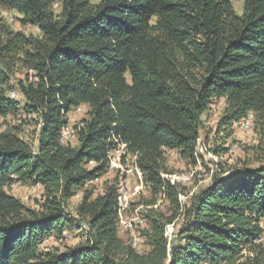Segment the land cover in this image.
Masks as SVG:
<instances>
[{
    "label": "trees",
    "instance_id": "obj_1",
    "mask_svg": "<svg viewBox=\"0 0 264 264\" xmlns=\"http://www.w3.org/2000/svg\"><path fill=\"white\" fill-rule=\"evenodd\" d=\"M0 7L38 33L13 32L0 20V118L21 114L38 128L35 146L20 132H0V264H264L250 258L263 233L264 144L255 166H218L185 205V188L165 178L167 151L195 163L214 104H224L217 132L227 137L249 114L264 122V0H243L241 15L230 0H0ZM13 87L21 100L9 98ZM80 106L87 112L74 125L77 145L64 144ZM120 145L136 157L149 194L138 226L145 251L120 237L117 183L94 198L84 192L75 215L66 210L108 172ZM14 182L42 188L37 209L6 192ZM159 200L168 214L154 208ZM178 221L169 239L167 227ZM74 230L79 245L42 248Z\"/></svg>",
    "mask_w": 264,
    "mask_h": 264
},
{
    "label": "rangeland",
    "instance_id": "obj_2",
    "mask_svg": "<svg viewBox=\"0 0 264 264\" xmlns=\"http://www.w3.org/2000/svg\"><path fill=\"white\" fill-rule=\"evenodd\" d=\"M97 3L99 0H92ZM233 9L237 15L242 14L243 0H230ZM19 14L7 8L0 7V20L9 30L13 32L23 33L25 36H36L37 30L31 26H22L19 22ZM14 78L21 80L24 78V71H17ZM13 94L14 100H21L17 87H13L9 91ZM224 104L222 101L214 104L209 111L207 117L204 116L203 129L200 132V140L197 146V155L195 163L185 160L176 152L170 150L166 152L165 162L168 170L172 172L170 175L174 182H179L185 188V194L180 196V201L183 205L188 203V198L200 188L206 186L213 174L216 173L217 167L222 166L225 169L239 168L244 165L255 166V152L256 149L262 148L264 144V122L258 121L253 115L247 121H242L233 126V133L227 137L224 132H217V124L222 116ZM87 107L80 106L75 109L69 117V123L64 129L66 131L64 144L71 146L77 145V137L74 130L76 125L82 118L86 116ZM37 126L33 120L25 119L23 115L8 116L5 119L0 118V132L15 131L20 132V137L26 142L35 146L37 140ZM223 150L220 156L212 153V150ZM117 161V157L114 156ZM117 183L126 188L131 195L128 209L123 215V222H135L139 213L142 210V202L148 200L149 194L141 180L132 168V162L125 161L120 164V168L114 167L108 169V172L100 179L94 181L92 184L85 185L74 197L69 199L66 203V210L72 215H75L76 207L82 199L84 192L92 191V198L103 193L106 185ZM6 192L21 200V202L28 208L37 209L38 203L42 199V188L38 185H31L29 183L14 182L10 185ZM159 200L154 208L168 214L167 203ZM176 226L168 229V238H173ZM263 233L261 239L258 241L259 245H255V251L250 254V258L258 256V259L264 262V253L258 255V247L264 250V223L261 224ZM137 234H140V229H136ZM139 232V233H138ZM131 233L123 226L120 229V237L128 241ZM83 239L81 238V231H67L62 237H51L43 245L42 248L50 249L57 248L60 251L69 247L79 245ZM257 246V248H256ZM146 245L144 240H139L136 248L139 251H145ZM249 260H240L239 264H249Z\"/></svg>",
    "mask_w": 264,
    "mask_h": 264
},
{
    "label": "built area",
    "instance_id": "obj_3",
    "mask_svg": "<svg viewBox=\"0 0 264 264\" xmlns=\"http://www.w3.org/2000/svg\"><path fill=\"white\" fill-rule=\"evenodd\" d=\"M9 98L14 99L13 94L9 93ZM251 116H252V114H249L246 117V119H244L242 121H247L248 118H250ZM241 122H239V123H241ZM65 135H66V131L63 130L62 134H61V142L62 143H64V141H65ZM33 152H35V149H33ZM114 156L117 157V159H118L117 161L114 160ZM109 159H110L109 160V167L110 168H114V167L120 168V164H122V162H124V160L125 161L130 160L132 162V168H133L134 172L138 176L139 180H141V182H142L141 172L134 165L136 157L127 154L124 145H120L117 147L116 150L112 151L109 154ZM165 178L168 179L170 181V183H172V184L175 183L174 181H172L173 178L171 176H166ZM130 201H131V195L129 194L128 190L119 184L117 203H118V207H119L120 226L121 227L123 226L125 229H128V231L131 233L132 245L137 246V244L139 242V236L136 232L137 231L136 229L138 228V226H141L144 224L143 220L140 217L139 218L136 217L137 218L136 224H135V222H123L122 221L123 215H124V213H126ZM171 227L172 226L167 227V230H166V236L167 237H168V229H171Z\"/></svg>",
    "mask_w": 264,
    "mask_h": 264
}]
</instances>
